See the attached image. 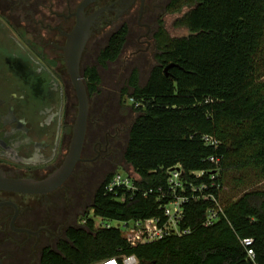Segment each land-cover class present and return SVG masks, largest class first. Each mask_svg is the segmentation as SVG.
<instances>
[{"label": "trees", "instance_id": "16d2710c", "mask_svg": "<svg viewBox=\"0 0 264 264\" xmlns=\"http://www.w3.org/2000/svg\"><path fill=\"white\" fill-rule=\"evenodd\" d=\"M188 5L175 22L186 35H169L158 20L155 63L144 83L136 67L125 79V69L118 77L112 74L111 62L126 41L124 24L109 35L95 63L86 66V85L91 107L92 97L106 88L99 65L122 83L119 96L128 97L135 113L127 125L122 159L139 175L140 186L163 184L165 169L176 164L185 173L201 169L203 179L213 174L219 184L212 190L219 194L225 216L204 226L209 202L192 201L185 205L182 222L191 228L189 233L131 246L119 229L89 218V209L113 220L157 214L158 205L154 196L119 200L106 193L104 185L116 170L109 171L95 183L89 202L63 235L42 249L40 264H92L120 253H134L142 264H264V189L236 198L224 195L228 173L238 172V181L249 170L264 175V0H167L165 10L178 13ZM169 63L175 64L165 71ZM106 103L98 105L102 113ZM204 135L218 144H206ZM211 156L218 158L217 164ZM84 217L85 224H77ZM242 237L253 238V259Z\"/></svg>", "mask_w": 264, "mask_h": 264}, {"label": "flooded vegetation", "instance_id": "af4514ba", "mask_svg": "<svg viewBox=\"0 0 264 264\" xmlns=\"http://www.w3.org/2000/svg\"><path fill=\"white\" fill-rule=\"evenodd\" d=\"M84 1L0 0V175L41 180L55 172L68 153L78 100L65 48L78 14L93 18L80 60L86 89V66L95 63L109 35L124 24L126 41L111 63H121L129 74L138 69L129 66L136 55H150L148 61L142 58L140 69L155 61L158 20L168 13L162 1ZM132 37L133 44L127 45ZM99 69L102 77L107 75L104 66ZM91 124L96 126L94 135L88 131ZM99 124L89 113L81 160L58 187L44 193L0 189L2 264H40L42 249L63 235L65 226L89 202L101 173L115 165L123 126Z\"/></svg>", "mask_w": 264, "mask_h": 264}, {"label": "built area", "instance_id": "2783aa9c", "mask_svg": "<svg viewBox=\"0 0 264 264\" xmlns=\"http://www.w3.org/2000/svg\"><path fill=\"white\" fill-rule=\"evenodd\" d=\"M206 144L216 146L218 140L212 136L204 135ZM215 164L217 157H209ZM204 171L192 170L185 173L181 164L165 169V182L157 187H142L137 181L139 175L133 170H116L104 185V191L112 194L116 199L123 200L126 195L133 197L141 194L143 197L154 196L157 202L158 213L150 216H140L129 219H105L95 216L93 208L89 209V218H94L96 222L105 228L119 229L125 241L131 245L146 244L159 240L165 236H182L191 231L189 226H183L185 216V205L192 201H207L209 204L205 208L204 226L216 223L224 214V206L219 194L214 191L219 189V184L213 178L203 179ZM214 189V190H212ZM87 218H81L77 224H85ZM110 221L115 222L111 224ZM240 242L246 250L249 258L254 257L253 238L242 237ZM92 264H142L134 253H120L108 258L101 259Z\"/></svg>", "mask_w": 264, "mask_h": 264}, {"label": "rangeland", "instance_id": "374dc122", "mask_svg": "<svg viewBox=\"0 0 264 264\" xmlns=\"http://www.w3.org/2000/svg\"><path fill=\"white\" fill-rule=\"evenodd\" d=\"M162 1V4H165V2L167 0H160ZM190 7V5L188 6H184L178 13H166L165 15H163V20H164V26L165 29L167 30V32L171 35V36H183L187 34V30L182 27V26H177L175 24L176 22V18L181 15L183 12H185L188 8ZM131 27L135 26V19L130 23ZM111 31V30H110ZM135 31V30H134ZM109 32H107L108 34ZM132 36L133 32H132ZM135 38V36H134ZM105 42V41H104ZM104 42L99 45L97 48L103 46ZM133 44V37L130 41H128L127 45H131ZM148 55H146L145 57L142 55H136V58L133 57L132 60H130V64L129 66H136L138 67L139 70H143V73H141V78H140V83H144V81L146 80L147 77V73H148V69L150 68V66L153 65V63H155V61H150L147 66L146 69H140V67L142 66V62L144 58L145 60L148 59ZM89 57V56H88ZM148 61V60H147ZM94 63V61L92 62ZM121 63H115L112 64L111 66V70H112V74H115L116 77H118L120 75V70H121ZM120 69V70H119ZM105 72L107 75L103 77L104 79V86L103 88H105L103 90V93L101 95H99L98 97H96L94 94L92 97V106L90 107V116L91 119L94 120V118L96 117V119L98 120V122L100 124H102V126H110L111 122L112 123H116L118 124L120 127L123 126V129L120 130L119 133V145L117 146V152H116V163L115 165H113L112 167H108L105 171H103L101 173V176L103 177L105 172H109V171H115V170H119L122 171L124 169H127L129 171H131V168L128 166V164H125L123 162L122 159V152L127 140V125L130 121V119H133L135 117V113L133 112V110L131 109V101L128 99V97H120L119 96V88L121 86L122 83H119V81L115 80L113 76L110 77L109 75V70L108 68H106ZM109 75V77H108ZM122 79H125L126 77H128V71L125 70L123 72V74L121 75ZM124 82V81H123ZM106 94V95H105ZM103 101V104L106 103V107H105V112H101V110L99 109V104L100 102ZM128 105V107H127ZM130 106V108H129ZM101 112V113H100ZM129 115H126V114ZM95 124V123H94ZM94 124H91V126L89 127V134L90 135H94V130L95 127ZM99 124V125H100ZM118 142V141H117ZM80 168V167H79ZM78 168V170H79ZM243 180L242 181H238L239 178V173L238 172H230L228 173V177L226 179V183L224 186V195H228L231 196V198H236L238 197L240 194H242L245 191L251 190V189H264V175L260 176L255 174V172L253 170H249L247 172H244L242 175ZM83 178H85L84 176H82ZM81 177V178H82ZM101 177V178H102ZM82 178V179H83ZM81 179V180H82ZM83 182H86L89 185H92V182L89 178L87 179H83ZM111 224H115V222L110 221Z\"/></svg>", "mask_w": 264, "mask_h": 264}, {"label": "water", "instance_id": "95a60500", "mask_svg": "<svg viewBox=\"0 0 264 264\" xmlns=\"http://www.w3.org/2000/svg\"><path fill=\"white\" fill-rule=\"evenodd\" d=\"M92 19V16L90 18H84L81 14H78L77 23L68 35L69 40L65 48L66 65L75 87L78 106L69 150L64 161L55 172L41 180L31 178H8L0 175V189L23 193H44L46 191H51L66 180L72 173L76 163L81 160L80 155L85 140L89 116V95L80 73V60L85 43L89 37V25ZM174 64L175 63L167 64L164 70L167 71V69ZM0 264H2L1 260Z\"/></svg>", "mask_w": 264, "mask_h": 264}]
</instances>
